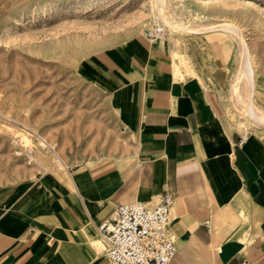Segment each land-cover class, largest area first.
<instances>
[{"label":"crops","instance_id":"0c3cea01","mask_svg":"<svg viewBox=\"0 0 264 264\" xmlns=\"http://www.w3.org/2000/svg\"><path fill=\"white\" fill-rule=\"evenodd\" d=\"M154 50L124 43L84 63L86 79L114 98L129 142L120 156L67 167L55 187L2 193L0 264H107L98 227L115 206L152 207L166 192L181 251L171 264H198L187 258L194 248L199 264H264V138L233 129L200 75L175 76L174 60L167 70L150 61Z\"/></svg>","mask_w":264,"mask_h":264},{"label":"rangeland","instance_id":"374dc122","mask_svg":"<svg viewBox=\"0 0 264 264\" xmlns=\"http://www.w3.org/2000/svg\"><path fill=\"white\" fill-rule=\"evenodd\" d=\"M101 1L0 0V195L34 182L55 187V178L61 179L47 151H41L47 169L32 161L31 147L42 149L39 139L54 145L71 168L124 153L121 146L129 141L114 98L82 71L94 54L124 43H139L143 50L154 46L150 61L165 64V70L173 60L187 59L182 71L189 67L200 74L233 129L264 138V126L242 108L249 87L236 78L246 54L259 83L251 97L264 109V0ZM226 23L237 27L240 37L220 28ZM163 24L173 41L168 34L155 38ZM201 26L207 29L200 32ZM154 40L177 50L176 60ZM176 246L179 254L177 239ZM193 250L189 260L206 259L199 248Z\"/></svg>","mask_w":264,"mask_h":264},{"label":"built area","instance_id":"2783aa9c","mask_svg":"<svg viewBox=\"0 0 264 264\" xmlns=\"http://www.w3.org/2000/svg\"><path fill=\"white\" fill-rule=\"evenodd\" d=\"M174 201L166 192L152 207L141 202L116 205L98 227L107 264H171L177 254L176 236L169 226Z\"/></svg>","mask_w":264,"mask_h":264},{"label":"bare ground","instance_id":"6f19581e","mask_svg":"<svg viewBox=\"0 0 264 264\" xmlns=\"http://www.w3.org/2000/svg\"><path fill=\"white\" fill-rule=\"evenodd\" d=\"M154 1H159V3L161 5H164V3H165V5H167L170 0H154ZM102 3H105V1H103ZM162 12H163V8H161V10H160V13H162ZM226 24L227 25H223V24L222 25L218 24V25H220V28L223 29V31H225V30H226V32L229 31V33L236 34V35H238V37H240V30L237 27L231 26L228 23H226ZM164 27H165V24H163V26L159 28V31L160 32H158L156 35H154L155 38L157 37L158 39L165 40L166 34H168V32L167 33H163ZM198 27H200V26H198ZM205 27L206 28H203V27L200 28V32H201V29H202V31L204 29H207V26H205ZM185 28H188V27H185ZM197 29L199 30V28H197ZM208 29H209V27H208ZM173 36H174L173 33L171 31H169L168 39L173 41V39H174ZM240 41H241V39H240ZM241 42H243V41H241ZM176 45H177V43H176ZM243 46H244V43H243ZM246 50L248 51V49H246ZM244 52L246 53L245 48H244ZM178 55H179V52L177 50H175V49H172V57L175 59L176 57H178ZM242 55H244V53H242ZM179 58H180V56H179ZM241 61H242L241 62V68L239 69V71H238L239 73L236 76V78H237V80H245L246 85H248V87H249L248 88L249 89V93H247V94H249V96H246V100H245L246 102L243 101L246 104L244 106L242 105V108L244 107L245 112H246V116L253 123H255L256 125H258L259 127H263L264 126V109L263 108H260L258 106L257 101H253L252 100L251 93H250L251 91L257 92V87H258V84L259 83L257 82V80H255L256 71H255L254 67L252 66V60L249 59L246 54L243 56V58H241ZM187 63H188V60L187 59L186 60L184 59L183 62L181 61L179 63L176 62V61H174L173 62V72H174V75L175 76L183 77L182 74L186 72V73H188L190 75H193L195 77H199L200 74H198V72L196 70L191 69L188 66H187L188 67L187 68L188 69L187 71H185V72L182 71V67L183 66H181V65H186ZM234 87H235V85H234ZM234 87H233V91L235 90V93H234L235 98L238 99V98L242 97L241 96L240 89L237 90L238 89L237 88L238 85L236 86V88H234ZM243 102H241V103H243ZM39 141H40V145H41L42 149H40V146H39V149H37L34 146L33 147L30 146L31 147V150L30 151L35 152L34 153V156H31L32 161H35L36 164L40 166V168H46L47 169V167L45 166V162L46 161L43 158V156H41V153H42L41 151H43V152L44 151H47L48 153H50L53 156V159H54V162H55V166L58 169V175H59V177L64 180L66 178V170H67V167L65 166L64 162L62 161L60 151L57 150L54 145L49 144L48 141H45L44 139H39ZM21 154H22V152H21ZM46 159H48V158H46ZM99 244L103 247V243L102 242L99 241Z\"/></svg>","mask_w":264,"mask_h":264}]
</instances>
